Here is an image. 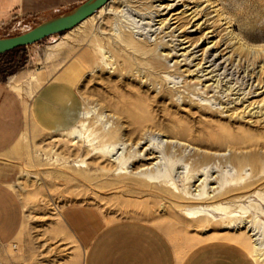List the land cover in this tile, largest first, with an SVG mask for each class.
Here are the masks:
<instances>
[{
	"label": "rangeland",
	"instance_id": "obj_1",
	"mask_svg": "<svg viewBox=\"0 0 264 264\" xmlns=\"http://www.w3.org/2000/svg\"><path fill=\"white\" fill-rule=\"evenodd\" d=\"M14 1L0 16L8 21L0 26V38L26 32L85 0ZM186 1L165 2L177 4L170 15L178 13V21L163 23L170 15L115 21L124 5L111 1L76 29L0 56V79L9 83L19 76L13 79L18 91L32 96L45 81L60 78L83 101L72 129L27 124L0 156V173L23 208L20 232L0 249V264H84L85 247L62 217L73 204L97 208L107 223H151L179 255L224 240L264 264V0H214L213 8ZM139 5L133 10L149 13ZM196 8L203 13L190 21ZM129 32L148 46L156 63L114 44ZM75 129L82 135L69 134ZM112 146L113 156L123 151L124 163L109 155ZM145 148L156 153L168 178L159 177L156 167L153 178L133 174L135 159L126 160ZM203 172L209 175L206 184ZM200 189L218 194H187Z\"/></svg>",
	"mask_w": 264,
	"mask_h": 264
},
{
	"label": "crops",
	"instance_id": "obj_2",
	"mask_svg": "<svg viewBox=\"0 0 264 264\" xmlns=\"http://www.w3.org/2000/svg\"><path fill=\"white\" fill-rule=\"evenodd\" d=\"M14 6V0H0V16ZM7 22L0 21V26ZM18 78L13 76L9 83V78L0 79V156L11 150L27 124L46 131H68L77 124L83 108L78 89L67 80L51 78L28 96L18 91L13 82ZM62 217L85 247L84 264H256L244 248L224 240L205 242L179 255L155 225L141 220L107 223L93 206L68 205ZM22 222L20 199L0 173V249L17 238Z\"/></svg>",
	"mask_w": 264,
	"mask_h": 264
},
{
	"label": "bare ground",
	"instance_id": "obj_3",
	"mask_svg": "<svg viewBox=\"0 0 264 264\" xmlns=\"http://www.w3.org/2000/svg\"><path fill=\"white\" fill-rule=\"evenodd\" d=\"M111 1H116V0H110L107 4H105L104 6H102L96 13H98V14H101V13H103V12H105V10L108 8V7H110V4H111ZM117 1H119V0H117ZM174 2L175 0H121V3H122V5H124V8L122 9V10H120V11H117L116 13H118L119 14V16H120V20L119 19H117L116 18V20L115 21H125V20H123V17L126 19V18H131V21H144V20H147V19H149L150 21H155V19L154 18H156V17H162V16H168V15H170V13L172 12V11H175L176 10V7H177V4H171V5H169V3L167 4V5H165L164 3L165 2ZM178 1V0H177ZM179 1H181V0H179ZM186 1V0H185ZM199 1H202L203 3H205L206 4V7H208V8H213V7H216L217 5H216V2L214 1V0H190L189 1V3L191 4V3H193V4H196V3H198ZM112 2V3H113ZM187 2V1H186ZM179 3H181V2H179ZM135 4H140L139 6H142V7H146V9L147 10H149V13H142V11L141 12H139V11H136L135 9ZM158 4V5H157ZM126 6V7H125ZM133 7L135 8L134 10H133ZM125 8H128V9H126V10H124ZM139 9V8H138ZM198 8H196L195 10H193V12H191L188 16H190L191 18H190V21L192 20V19H196V17H198V16H200L199 14L201 13H203V11H201V10H197ZM188 10V9H187ZM191 10V8H189V10L188 11H190ZM188 11H186L185 13H187ZM133 12H137L136 14L135 13H133ZM164 12H166V13H164ZM183 12V11H182ZM96 13H94L93 15H91V16H89L88 18H86L85 20H83L78 26H76L75 28H73V29H76V28H78V27H80V25H83L84 23H86L87 21H90V20H92L93 18H94V15L96 14ZM155 14L156 16L155 17H153V15L152 14ZM184 12H183V14H185ZM178 14V13H177ZM177 14H175V13H172L171 15H170V18L169 19H161V20H159V21H162V23H163V21H178V17H176V15ZM97 15V14H96ZM149 16V18H147L146 16ZM219 15V14H218ZM135 16V17H134ZM100 17V16H99ZM137 18H139L138 20H137ZM129 19H127V20H129ZM197 20V19H196ZM196 20H194V21H196ZM130 21V20H129ZM222 21V20H221ZM73 29H71V30H73ZM71 30H69V31H71ZM69 31H67V32H69ZM66 32V33H67ZM118 40L117 41H115L116 43H114V44H116L118 47H120V48H130V49H132L133 51H135V53L136 52H139L140 54L139 55H142V56H146L145 57V60H147L148 62H153L154 61V59L155 58H153V56H152V54H154V53H151L150 51H148L146 48L148 47V46H146L145 44H142V43H138V42H135V40H134V35H133V32H129V33H123L122 35H119L118 37ZM115 45V46H116ZM99 51H100V53L102 54V58H103V61L102 62H104V60L107 58V56H106V53L104 54V48L103 47H100L99 48ZM168 56H169V54H167L166 55V57L168 58ZM108 60V59H107ZM106 60V61H107ZM156 60V59H155ZM109 61V60H108ZM161 61V60H160ZM155 62V61H154ZM159 62V61H158ZM156 63V62H155ZM160 63V62H159ZM106 65V64H105ZM151 65H153V64H151ZM158 65H160V64H158ZM163 64H161L160 65V67L162 66ZM112 66V65H111ZM88 114V113H87ZM81 125H82V127H85V124H84V122H81ZM70 135H76V137H78V136H81L82 135V132L80 131V130H77V129H75V130H73V131H71L70 133H69ZM138 146H140V144H138ZM116 147L117 146H112V149H111V151L109 152V155H111V157H113L114 158V161H116V162H119V163H124V156H123V151L119 154V152L117 151L116 153H115V156H113L114 154H113V151H115V149H116ZM120 150V149H119ZM119 154V155H118ZM156 154V153H155ZM155 154H154V152H151L148 148H145L144 150H142L141 152L140 151H138L137 150V152L134 154V155H130L129 154V157H128V159L126 160V161H128V160H130V159H135L134 161H132L133 163L135 162V164L133 165V167H132V172H133V174H135V175H138V177H140V178H153V176L151 175V173H150V171H151V169L152 168H154V167H156V169H157V175L159 176V177H165V178H168V174H162V172H161V170H159L160 169V167H161V165H164L163 163H160V161H157V159H158V157H156L155 156ZM155 161H157L156 163H155ZM135 165H137L136 167H135ZM117 170V169H116ZM208 172H210L209 170H208ZM212 172V171H211ZM204 173V172H203ZM205 174V177H204V179L201 181L202 183L204 182L205 184L206 183H208L210 180H209V175H208V173H204ZM202 175V174H201ZM157 176V177H158ZM197 176V175H196ZM156 177V176H155ZM179 177V176H178ZM192 177V176H191ZM212 177V176H211ZM180 178V177H179ZM193 178V177H192ZM191 181V180H190ZM194 181V180H193ZM232 182V181H231ZM226 183H230V181L229 182H226ZM226 183H223L220 187L222 188L223 187V185H225ZM175 184V183H174ZM177 184V183H176ZM202 187V186H201ZM213 187V186H212ZM194 191H196V190H194ZM201 192V189L200 190H197L196 191V193L195 194H193V193H187L188 194V196L190 197V198H193V199H199L201 196H203V195H207V197H214V196H216V194H218V192H216V190L215 189H213L212 190V192H210V193H212V194H210V193H208L207 191V193H200ZM218 197V196H217ZM216 198V197H215ZM213 202V201H212ZM192 214H194V213H192ZM232 223V222H231ZM230 227H232V226H230ZM251 228V227H250ZM253 230V229H252ZM237 231V230H236ZM255 249V248H254Z\"/></svg>",
	"mask_w": 264,
	"mask_h": 264
},
{
	"label": "water",
	"instance_id": "obj_4",
	"mask_svg": "<svg viewBox=\"0 0 264 264\" xmlns=\"http://www.w3.org/2000/svg\"><path fill=\"white\" fill-rule=\"evenodd\" d=\"M109 1L85 0L71 10L51 17L26 32L0 38V55L19 47L38 43L51 35L64 34L96 13Z\"/></svg>",
	"mask_w": 264,
	"mask_h": 264
},
{
	"label": "trees",
	"instance_id": "obj_5",
	"mask_svg": "<svg viewBox=\"0 0 264 264\" xmlns=\"http://www.w3.org/2000/svg\"><path fill=\"white\" fill-rule=\"evenodd\" d=\"M23 47H26V46H23ZM23 47H19V48L13 49V50H11V51H9V52H6V53H4V54L10 53V52L15 51V50H19V49H21V48H23ZM4 54H2V55H4ZM0 56H1V55H0Z\"/></svg>",
	"mask_w": 264,
	"mask_h": 264
}]
</instances>
